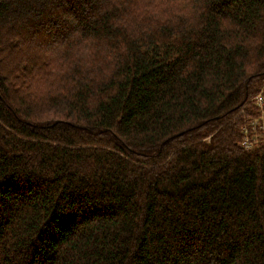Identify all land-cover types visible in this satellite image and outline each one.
Here are the masks:
<instances>
[{"label":"trees","instance_id":"1","mask_svg":"<svg viewBox=\"0 0 264 264\" xmlns=\"http://www.w3.org/2000/svg\"><path fill=\"white\" fill-rule=\"evenodd\" d=\"M264 0H0V264H264Z\"/></svg>","mask_w":264,"mask_h":264},{"label":"built area","instance_id":"2","mask_svg":"<svg viewBox=\"0 0 264 264\" xmlns=\"http://www.w3.org/2000/svg\"><path fill=\"white\" fill-rule=\"evenodd\" d=\"M253 103L257 115L251 116L248 119V126L242 127V146L245 149H250L264 140V87L255 95Z\"/></svg>","mask_w":264,"mask_h":264}]
</instances>
